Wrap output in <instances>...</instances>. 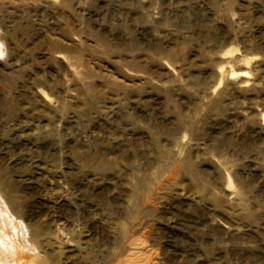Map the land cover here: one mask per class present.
Here are the masks:
<instances>
[{"label":"rangeland","instance_id":"rangeland-1","mask_svg":"<svg viewBox=\"0 0 264 264\" xmlns=\"http://www.w3.org/2000/svg\"><path fill=\"white\" fill-rule=\"evenodd\" d=\"M8 234L0 264H264V0H0Z\"/></svg>","mask_w":264,"mask_h":264},{"label":"bare ground","instance_id":"bare-ground-1","mask_svg":"<svg viewBox=\"0 0 264 264\" xmlns=\"http://www.w3.org/2000/svg\"><path fill=\"white\" fill-rule=\"evenodd\" d=\"M2 51V50H1ZM19 224V223H18ZM5 227V226H4ZM13 227H14V229H15V232L18 234L19 232H21L22 231V233H24V231H23V227H21V226H19V225H16V223H14L13 222ZM13 233V232H12ZM9 235V234H8ZM7 236V235H6ZM7 238L9 239V238H11L10 237V235L9 236H7L6 238H5V236H0V248L3 250L4 249V247H7V244H8V241H7ZM9 247H11V248H14V244H11V245H9ZM3 256L1 255V252H0V263H2L3 262Z\"/></svg>","mask_w":264,"mask_h":264}]
</instances>
